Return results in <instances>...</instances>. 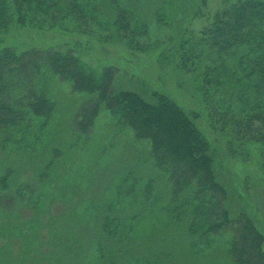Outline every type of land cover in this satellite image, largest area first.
Returning <instances> with one entry per match:
<instances>
[{
  "label": "rangeland",
  "instance_id": "rangeland-1",
  "mask_svg": "<svg viewBox=\"0 0 264 264\" xmlns=\"http://www.w3.org/2000/svg\"><path fill=\"white\" fill-rule=\"evenodd\" d=\"M79 1L93 20L78 18L79 26L64 23L61 30L10 26L0 38L22 50L67 47L97 81L112 68L114 92L149 103L158 93L176 102L210 143L216 180L226 190L215 212L224 204L232 218L245 214L264 237L258 148L228 153L209 124L200 80L179 67L181 40L236 0ZM119 19L128 31L118 30ZM46 91L53 104L47 123L23 136L22 146L18 136L0 142V178L8 173L0 182V264H237L234 229L207 232L196 186L157 165L149 140L137 139L104 102L91 131H75L80 110L95 104L96 94L54 74Z\"/></svg>",
  "mask_w": 264,
  "mask_h": 264
},
{
  "label": "trees",
  "instance_id": "trees-1",
  "mask_svg": "<svg viewBox=\"0 0 264 264\" xmlns=\"http://www.w3.org/2000/svg\"><path fill=\"white\" fill-rule=\"evenodd\" d=\"M89 11L79 0H0V34L10 26L36 30H61L64 23L73 22L79 26L78 18L85 22ZM121 20L118 30L128 31ZM15 45L0 38L2 147L12 136H18L21 145L23 136L39 123H47L53 104L46 80L49 74L58 75L73 89L97 96L95 104L80 110L75 131L90 132L98 104L104 102L113 116L132 128L137 139L149 140L150 155L157 165L184 184L196 186L202 202L198 214L205 218L207 232L226 226L234 229L231 252L236 263L264 264V237L254 221L243 213L236 219L230 217L224 204L215 212L216 205L224 203L226 190L216 180L210 143L194 117L162 94L154 93L155 102L149 103L133 92H114L112 68H105L97 81L67 47L28 45L22 50ZM178 50L179 67L200 80L208 122L225 138L228 153L234 146H255L264 167V0L225 2L195 36L181 40ZM7 177L8 173L0 182L5 185Z\"/></svg>",
  "mask_w": 264,
  "mask_h": 264
}]
</instances>
